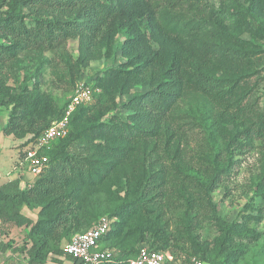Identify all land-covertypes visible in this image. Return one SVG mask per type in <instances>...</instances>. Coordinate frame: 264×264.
<instances>
[{"label": "trees", "instance_id": "16d2710c", "mask_svg": "<svg viewBox=\"0 0 264 264\" xmlns=\"http://www.w3.org/2000/svg\"><path fill=\"white\" fill-rule=\"evenodd\" d=\"M208 1L215 0H2L0 107L11 106L2 135L38 137L62 119L73 94L58 106L36 81L14 94L4 69L21 56L43 68L51 62L45 53L58 55L77 78L91 62L113 55L121 37L125 62L94 76L91 88L98 92L73 110L67 135L44 152L47 168L31 187L20 189L17 179L0 186V252L26 264H46L52 256L71 263L60 247L107 217L111 228L99 246L118 252L109 264H127L147 236L153 251L171 247L166 215L173 204L183 211L177 236L188 239L190 258L203 264H236L259 240L250 225L262 222V210L227 223L211 194L233 174L223 154L264 139V112L251 103L249 85L260 58L241 38L264 40V0H246L244 12L225 17ZM72 40L78 41L76 60L61 53ZM137 87L148 91L124 102L123 114L118 97ZM190 96L201 100L215 151L197 167L186 160L179 135L185 131L177 124L179 104ZM196 112L191 108L187 116ZM23 208L37 211L36 221ZM205 220L219 234L214 243L197 234ZM22 229L18 242L11 236Z\"/></svg>", "mask_w": 264, "mask_h": 264}, {"label": "rangeland", "instance_id": "374dc122", "mask_svg": "<svg viewBox=\"0 0 264 264\" xmlns=\"http://www.w3.org/2000/svg\"><path fill=\"white\" fill-rule=\"evenodd\" d=\"M1 2L2 0H0V3ZM206 3L210 8L221 12L224 17L228 15L227 13L234 11L244 12V8L247 7L246 0H215ZM5 10L6 7L0 9L1 12ZM24 12L27 13V10ZM241 38L252 43L251 47H254V50L257 52L256 57L260 58V61L257 63V73L249 80V85L251 89H253L251 103L256 105L259 112H264V40L252 39L247 33L242 34ZM121 40V37H117L112 51L113 55L109 58L91 62L86 69L81 70L77 74V78L76 73H69L67 71V68L58 55L45 53L44 58L48 57L51 62L43 68L39 67V60L33 59L30 56H21L20 61L15 65L4 69V73L9 77L8 85L13 88L14 94H18L22 87H31L32 83L36 81L40 84V89L44 94L51 95L57 105L62 106L70 94H72L77 84L84 83L91 86L93 84V78L98 72H102L111 67H117L120 63L125 62V59L121 57L119 51ZM61 53L66 54L65 56L69 57L71 60H76L78 57V41H68ZM146 91H148V87H137L132 90L129 95L118 97L119 110L123 114H128L127 111L122 109V104L134 94H142L146 93ZM191 97L194 96L185 98L180 102L179 110L182 115L181 118L177 120V124L181 125L183 128L181 129L185 131V133L180 132V134H178L181 137V146H186L187 149L186 160L191 166L197 167L204 158L212 156L215 151L208 142V132L203 128L207 122L203 120L204 117L202 112L204 110L200 102L201 100ZM191 108H196L197 112L194 116L189 117L187 113ZM10 112L11 106L0 107V147L2 148L0 154L4 152L2 153L4 154V158L9 161L11 151H16L14 155L15 158L13 159L14 161L12 162L15 165L12 169L13 171L15 170V172L17 170L23 171L25 169V165L23 164V151L30 144L34 143L35 136L29 134L19 140L18 143L12 136L6 137L2 135L1 130L7 123ZM17 143L18 145H16ZM247 144L248 145L241 151H231L223 154L226 158V160L223 161L225 164L229 163L228 158L233 162L231 165L233 174L229 180L222 182L220 187L211 194L218 217L227 223L240 222L242 217L246 215L256 216L257 212L260 210L264 213V197L262 196V194H264V139L254 140L250 145L249 143ZM9 147H11V149L6 150ZM25 174L28 173L24 172L22 177L27 181L30 180L33 184L36 178L33 179L29 174L28 178ZM177 206V204H173L166 215L168 223H170L169 233L172 243L171 247L162 251L171 256L172 261L169 264H189L188 262L191 255L188 250V239L177 236L179 234L178 231H181L178 229H181L184 225V223H182L183 211L180 208H176ZM22 213L29 216L33 221H36L37 211L30 212L26 208H23ZM250 226L261 234L260 238L256 243L247 246L246 253L236 264H264V218L261 223H253ZM85 230L86 228H82L81 230L73 232L70 238ZM25 232H27V230L22 229L15 231L12 233L11 237L19 242ZM197 234L200 236L201 240H207L211 243H214V239L219 235L214 226L207 220L203 221V225L197 231ZM149 242H152V240L147 236L146 242L141 243L139 247L142 245L149 246V248L152 247ZM239 246L242 247V245ZM11 254L12 253L8 251L7 256L9 260L6 261V263H3L1 260L0 264H26L25 262L19 261L16 257H12ZM53 258L55 257L52 256V259L46 264H70L68 259L64 257H62V259H57L59 263ZM4 259L7 260V257H4ZM205 264L210 263L205 262Z\"/></svg>", "mask_w": 264, "mask_h": 264}, {"label": "built area", "instance_id": "2783aa9c", "mask_svg": "<svg viewBox=\"0 0 264 264\" xmlns=\"http://www.w3.org/2000/svg\"><path fill=\"white\" fill-rule=\"evenodd\" d=\"M93 90L88 84H77L73 94L69 97V103L65 114L59 121L53 122L45 132L35 138L23 151V164L26 171L17 170V180L23 186L21 189L31 187L32 182L25 181L22 175L27 172L33 179L40 176L47 168L48 158L44 154L50 150L53 143L67 135L69 127V116L73 110L80 105H87L92 102ZM112 221L107 217H100L91 228L74 235L60 248L64 256L71 260L70 264H109L114 263L118 252L113 249H102L99 246L100 239L107 234L111 228ZM171 256L165 252L153 251L149 246L139 247L137 255L129 260L127 264H169ZM189 264H203L201 260L192 257Z\"/></svg>", "mask_w": 264, "mask_h": 264}, {"label": "crops", "instance_id": "0c3cea01", "mask_svg": "<svg viewBox=\"0 0 264 264\" xmlns=\"http://www.w3.org/2000/svg\"><path fill=\"white\" fill-rule=\"evenodd\" d=\"M14 140H17V139H15V138H13ZM18 141V143H19V140H17ZM0 143H1V141H0ZM18 143L16 144V145H18ZM15 145V146H16ZM0 146H1V144H0ZM14 146V147H15ZM13 148V147H12ZM10 150L11 149V147H9V148H7L6 150ZM2 151V148L0 147V152ZM5 151V150H4ZM13 151V150H12ZM11 151V155L9 156V161H7L5 158H4V154H2V153H4V152H2L1 154H0V186H4V185H7L8 183H10V182H12V181H14V180H16V178H17V171L15 172V170L13 171V167H14V165L15 164H13L12 162L14 161L13 159L15 158V152L16 151H13L12 152ZM7 155V154H6ZM5 155V156H6ZM26 175V177H28L29 178V175L28 174H25ZM24 180L25 181H27L25 178H24ZM19 188H23V186L21 185V186H19ZM8 252H5V253H2V252H0V261L2 260L3 261V263H6V261H8L9 260V258H8ZM11 256H12V254H11ZM4 257H7V260L6 259H4ZM13 257V256H12Z\"/></svg>", "mask_w": 264, "mask_h": 264}]
</instances>
